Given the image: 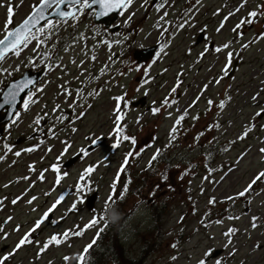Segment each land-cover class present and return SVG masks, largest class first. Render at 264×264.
<instances>
[{
    "label": "rangeland",
    "instance_id": "1",
    "mask_svg": "<svg viewBox=\"0 0 264 264\" xmlns=\"http://www.w3.org/2000/svg\"><path fill=\"white\" fill-rule=\"evenodd\" d=\"M39 1L11 0L15 6L14 24L24 19ZM227 1L229 4L232 0H202L199 6L201 10L209 7L208 26L204 31L209 33V42L212 41L209 45L219 46L229 39L232 40L234 34L231 29L236 22L242 16H246L248 11L255 9L258 4H264V0H248L246 8L233 16L221 32L217 33L216 29L220 24L221 15L218 18L215 17L212 25H210L211 18L218 8L227 4ZM0 3L7 4L9 0H0ZM142 3L143 0H135L130 11L126 12L123 17L120 16L117 24L131 29V32L121 31L122 36L128 35V40L123 44L113 43L111 50L99 42L115 41L121 39L122 36L110 35L104 32L102 27L94 25L91 12L80 18L77 27H61L50 43L56 44L61 58L56 60V63L64 67L54 68L50 72L45 71L37 85L43 88V92L38 93L37 103L31 105L27 112L21 110V120L17 126L11 128L7 126L3 138L14 146V151L32 146H37V150L23 153L20 157L9 154L5 161L0 162V199L4 200V206L0 207V223H3L9 216L14 218L6 226V231L11 235L7 240H0V254L11 251L20 237L33 227L35 221L43 216L61 194L65 195L66 199L51 214V219L58 220L59 223L53 225L45 222L34 234V239L43 242L55 233L62 234L69 229L72 232L84 229L82 235H71L66 242L58 247H50L38 259L35 257L38 247L28 246L11 259V264H66L65 256L70 257L67 264H77L76 257L81 254L85 246L92 243L97 237L98 229L103 227L102 224H98L97 227L85 229V226L94 218L103 216L111 206L105 209V202L110 194L118 196L126 182L130 183L129 191L124 193L125 198L121 202L122 207H125V220H123L116 241L119 242V247L128 258L141 259V264H197L198 259L202 258V254L210 246L215 250H221L220 256L228 258L231 249L224 248L223 233L228 228L235 227L239 230L234 237L235 248L239 251L234 259L227 260V264H242V262L243 264H264V251H253L255 243L259 242L264 245V227L257 230L250 227L253 216L260 217L258 223L264 224V192L260 191L264 189V182L259 183L256 191L247 199L226 200L227 197L235 196L244 190L258 172L264 171V155L259 151L264 148V130L260 127L264 125V119L257 120L256 127L250 135L243 141L237 140L231 145L230 151L219 150L228 141L236 140L250 121L255 119L254 114L258 109L251 97L264 88V40L258 41L248 50L243 51L242 58L235 64L234 79L226 78L218 85L214 83L211 85L198 101L197 106L190 110L191 115L199 113L200 119L195 122L194 127V122L190 118L186 119L183 127L189 131L186 135H182L174 145L169 146V130L175 117L196 99L205 84L220 73L226 63V57L223 53L209 52L203 60L196 62L198 55L205 48V44L201 41L202 27L199 23L183 31H176L173 22L176 20L180 7L177 0H170V4L174 6L167 9L169 12L167 20L172 22L176 33L174 38L167 35L162 36L160 30L154 27L159 17L163 15L162 11L158 13L154 9L151 15L143 19L145 8L141 7ZM239 3L240 0H233L230 10ZM229 11L225 10V13ZM130 12H135V16L130 22V27H125L124 20ZM5 19L6 8L0 7V39L3 38ZM244 30L243 42L246 43L257 33L264 32V19L254 24L252 30ZM80 35L87 36V39L74 42V38ZM162 38L171 41L166 49L168 54L162 55L155 64H152L151 68L147 69L153 80L150 85L137 93L136 88L143 79V71L127 72L124 61H128V66L131 67L146 68L151 62L143 65L136 63L132 58V52L148 47ZM70 45L72 47L65 52L64 48ZM33 46L34 42L19 58L9 56L3 66L5 68L20 66V71L13 73L11 77L0 76V87L22 74L26 69L38 70L43 67V65L32 67L26 64L27 58L33 55ZM232 47L239 49L240 41ZM189 49H191L190 55L188 54ZM112 54H120L114 63L109 60ZM92 55H95V61L91 60ZM73 60L75 63L71 62ZM81 61H84L82 66ZM109 64L110 67L105 68ZM102 69L105 71L103 75H100ZM180 72L184 75L182 86L176 94L179 100V111H176L177 106H174L173 109L162 111L161 114L152 115L150 108L159 106L160 102L169 96L171 88L176 83L177 74ZM119 73L127 74L121 76ZM62 86L72 90L73 94L76 89H83L86 100L82 106L76 107L75 114L84 112L85 115L68 128L58 131L57 138H52L47 135V127L55 118L54 106L59 104L63 113L73 115L69 105L74 102L75 96L64 95ZM93 89H102V91L95 97L87 96ZM145 90L148 91V95L145 96V106L141 108L130 106L126 110L127 116L124 121L126 134L135 136L138 140L135 149L138 151L145 148V151L136 159L131 160L113 190V182L118 177L125 155L133 148L128 142H123L117 149L111 148V144L116 140L115 132L112 131L115 124L114 109L116 107L113 97L126 93L131 105V102L144 96ZM228 96L231 97L230 102L226 99ZM209 98L217 103L222 98L226 100V108L220 116L216 115L215 107L206 114ZM88 103H91V108L87 107ZM261 103H264V92H261ZM168 111L173 112L172 118L168 117ZM43 113L49 114L47 123L42 121L41 126L30 127L34 118ZM138 117L142 118L140 125L136 123ZM216 119H219L223 127L219 131L210 132L203 138L200 142L201 146L190 148L189 145L195 134L203 131ZM40 127L44 128L43 132L40 131ZM56 127L61 126L57 124ZM70 127L78 130L73 133ZM31 134H34L33 138H29ZM213 136L218 138V143L210 145L207 141ZM86 137L101 138L102 143L98 149L89 152L87 157L78 158L79 149H87L90 146V141ZM153 137L156 138L154 142H152ZM18 138L20 140L25 138L26 141L15 145L14 142H18L16 141ZM41 140L44 141L43 144L39 143ZM65 140L71 142L72 148L61 157L64 147L62 141ZM49 148L52 150L48 151ZM157 149H162L163 155L159 162L149 169V161ZM209 149L212 151L213 158L207 161L204 157ZM242 153L244 155L238 161L237 158ZM0 154L3 153L0 152ZM70 159L74 161L68 165ZM30 165L34 166V171L29 170ZM53 165L61 168L59 175L62 179L59 185L55 183L57 173L52 171ZM90 165L97 166V170L88 181L92 187V193L88 195L86 202L78 204L77 211L68 212L72 203L77 200L74 186L83 170ZM177 165L179 167H176ZM209 165L217 169L212 176L215 183L203 179L207 175L206 167ZM190 166L191 174L185 176L183 180L178 179L183 170ZM229 166H232L234 170L224 175ZM165 169L168 170L169 179L166 184H161L160 174ZM42 172L45 177L43 181L38 179ZM64 172L68 175L63 176ZM25 176L29 179H19ZM222 176L223 179H221ZM142 182H144L143 186L137 191V183ZM6 184L9 187H5ZM157 184H160V190L155 196H150V191ZM169 184L172 190H169ZM22 194L23 199L13 206L11 201ZM32 196L38 199L32 205H28L27 200ZM210 197L215 198L214 205H209ZM249 199L251 203H248ZM121 212L124 215L123 209ZM230 215L240 218L229 220ZM206 216L212 221L207 228L201 224L202 218ZM181 217H183L182 221ZM217 219L223 220V223L215 224ZM17 224L22 226L21 231H12ZM104 232L106 231H103L101 236L99 235L100 238L92 250L98 249V244L105 235ZM109 238L111 236H107L105 240ZM173 243L178 245L176 249L171 246ZM173 256L178 259L173 261L171 259Z\"/></svg>",
    "mask_w": 264,
    "mask_h": 264
},
{
    "label": "snow or ice",
    "instance_id": "2",
    "mask_svg": "<svg viewBox=\"0 0 264 264\" xmlns=\"http://www.w3.org/2000/svg\"><path fill=\"white\" fill-rule=\"evenodd\" d=\"M135 0H40L38 5H34L32 7L31 12L26 16V18L17 26L14 24V15H15V6L9 0V3L4 4L0 3V7L6 8V19L3 25L4 32L3 38L0 39V76H8L11 77L13 73L20 71V66L9 67L5 68L3 65L6 63L9 56H14L19 58L21 54L29 48L30 45L32 47V56H29L26 60V64L37 67L39 65H43V69L46 72L52 71L54 68H63L62 64L56 63V60L61 59L56 49V44L50 43L53 37L56 36L59 29L65 26H71L73 28L77 27L80 22V18L89 13V10H92L91 15L99 18L108 16L112 12H116L119 16L123 17L126 12H129L130 9L133 7ZM189 7L185 9L184 13L180 17V22L175 24V29L183 31L186 28L193 27V19L194 15L198 12L199 6L202 4V0H188ZM248 4V0H240V3L232 10H230L226 15L223 16V19L220 21L219 26L216 29L217 33H220L221 30L226 26L228 21L235 15L239 14L244 8H246ZM94 6H98L99 11H96ZM151 6L154 7L155 10L159 12H163V15L159 17L156 24L154 25L155 28L160 30L162 36H172L174 38L175 31L172 27V22L167 20L169 16L168 7L174 6L170 4V0H156L155 3L152 0H143L141 4L142 8H147ZM224 7H227L225 5ZM222 9L218 8L213 15H221ZM135 16V12H130L127 15V18L124 20V26L130 27V22L132 21L133 17ZM261 19H264V4H258L255 9L250 10L247 12L246 16H242L239 21L233 26L231 31L234 34V38L225 42L222 45H209L207 39H205V48L204 50L198 55L197 63L203 60L209 52H213L215 54H225L226 63L224 67L221 69L220 73L214 77L211 81L203 86V88L198 93L196 99L178 116L175 117L172 127L169 130V146L174 145L182 135H186L189 129L183 127V122L190 118L195 126V122L200 119V114L197 113L196 115H191V108L197 106L198 101L202 98V96L207 92V90L214 84H220L224 79H234L233 72L235 71V64L234 58L239 60L242 58L243 51L248 50L252 45L256 44L260 40H264V32L258 33L254 38L249 40L248 42H243L244 36V29L251 27L252 25L258 23ZM202 32L206 31V28L201 29ZM115 35L117 37H121L122 34L120 32H116ZM87 36L80 35L74 38V42H79L82 40H86ZM128 40V35H123L121 39H117L115 41H100L99 43L105 44L109 50H111L113 43L114 44H123L125 41ZM237 41H240L239 49H234L232 47ZM171 41L165 39L163 42L159 43L158 51L155 53V58L152 60L150 64L146 66V68L141 69L140 67H131L128 66L129 62L124 61L125 65L127 66V72L132 71H143V79L141 83L137 86L136 92L139 93L141 89H144L146 86L150 85L153 78L150 76V73L147 69L151 68L152 64H155L157 60L163 55L166 56L168 53L166 49L169 47ZM72 47H65L64 51H69V48ZM189 55L191 54V49H189ZM116 54H112L109 57L111 63H114L113 57ZM39 57V60H37ZM95 55L91 56V60L95 61ZM75 63V61H71ZM84 61H81V66L83 65ZM110 67L106 65L105 68ZM105 69L101 70L100 75L104 74ZM166 71V70H165ZM83 75V72L81 73ZM121 76L126 75L127 73H119ZM184 73L180 72L177 74V80L175 85L171 88L170 94L168 97H165L159 104V106H153L150 108V112L152 115L161 114L162 111L173 109L174 106L176 107V111L178 109V96L176 95L178 89L182 86ZM97 79L99 77H96ZM31 86V90L28 91L27 96L23 99L22 104L18 100L20 93H22L26 88ZM102 89H93L91 92L87 94L89 97H95L99 95ZM43 88L36 86L35 79H26L23 82H14L10 81L7 85L6 89L4 87H0V109H8V116H9V125L8 127L11 128L12 126H17L21 120V110L27 112L30 109L31 105L37 103L38 93H42ZM62 92L64 95L68 97L75 96L74 102L69 105L71 109L70 114H65L61 110V106L59 104L54 106L53 114L55 118L51 125L47 127V135L52 138H57V132L62 131L65 128H68L70 125H73L76 120L82 119L85 115L84 112H80L79 114L76 113V107L82 106L86 100L84 95L83 89H76L75 93L73 91L62 86ZM261 92H264V88L260 89L256 93H254L251 97L254 105L257 107V111L254 114L255 119L250 121L249 125L243 130V132L237 137L236 140L228 141L225 145L221 146L219 149L222 152L230 151L231 145L235 144L237 140L243 141L245 140L250 133L256 127V121L259 119H264V103H261ZM144 96L148 95V91H144ZM227 101H231V97L228 96ZM113 100L116 101V107L114 109V116H115V135L116 140L115 143L111 144L112 149H117L123 142L130 143L133 148L129 150V152L125 155L124 161L121 165L120 171H126L127 166L130 164L131 160L136 159L139 157L144 151L145 148H141L138 151L135 149V146L138 143V140L135 136H130L126 134V124L124 121L126 120L127 116V109L130 108V101L126 97V93L120 96L113 97ZM123 102V104H121ZM155 105V102H153ZM21 104V108L18 109L17 105ZM207 112L212 111L215 107L217 109L216 115L220 116L222 111L226 108V100L222 98L218 103L213 101L211 98L207 100ZM88 108H91V103H88ZM48 113H43L42 115H38L34 118L32 126H41L42 121L47 123ZM173 112L168 111V117L172 118ZM142 121L141 117H138L136 120L137 125H140ZM59 124L61 127L57 128L56 125ZM223 125L220 123L219 119L214 120L210 123L203 131L197 132L192 139V143L189 145L190 148H195L197 146H201L200 142L203 138H205L210 132L219 131ZM261 130H264V125H261ZM78 129L75 127H70L71 132H76ZM40 131L43 132L44 128L40 127ZM87 140L90 141V147L95 150L98 149V141L99 139H92L91 137H86ZM156 138L153 137V141ZM43 140L39 143L43 144ZM210 145L218 143V138L213 136L211 139L207 141ZM64 147L61 152V157L69 152L72 148L71 142L65 140L62 141ZM151 144V142H150ZM150 144L148 146H150ZM147 147V146H146ZM37 150V146L28 147L22 150L14 151V146L7 143L5 138H0V162H3L7 159L8 155L11 154L15 157H20L23 153H31ZM52 149L49 148L48 151ZM260 153L264 155V148L259 149ZM89 150L86 148L79 149L77 154L78 158L87 157L89 155ZM163 155L162 149H157L155 153L152 155L148 168L152 169L155 163H158L161 156ZM243 153L240 157L237 158L239 161L243 157ZM205 160L210 161L212 157V151L209 149L205 153ZM60 158L58 157V160ZM15 161H13L14 163ZM176 167H179L178 165ZM190 167L185 168L183 172L180 174L178 179L183 180L185 176L191 174ZM30 171H34V166H29ZM97 170V166L90 165L83 170L81 175L79 176V180L74 186V194L77 197L70 208L67 210L68 212H74L78 210V204L84 203L87 200L89 194L92 193V187L88 184V181L91 178V175ZM222 170V169H221ZM234 169L232 166L228 167V170L224 175L232 172ZM52 171L57 173L56 176V185L61 183L62 176L59 175L61 172V168L58 165L52 166ZM217 171V169L212 168L210 165L206 167L207 175L203 178L205 181L215 183L216 181L212 180V176ZM68 173L64 172L63 176H67ZM119 175V173H118ZM224 177L222 176L221 179ZM23 180H28L29 177L25 176L23 178H19ZM39 180L43 181L45 179L43 172L38 177ZM169 179L168 170L165 169L163 173L160 174V182L161 184H166ZM264 182V171L258 172L251 182L244 188V190L238 192L235 196L227 197L226 200L228 201H235L241 198H249L253 192L256 191V186L259 183ZM5 187H9L8 184ZM113 190H115L116 185L115 183L112 185ZM169 190H172V186L168 185ZM160 190V184L154 186L153 190L150 191V196H155L156 193ZM27 191V190H26ZM128 191V183L126 182L124 185L123 190L120 192L118 196H113L110 194L108 200L105 202V209L112 204H118L124 200V193ZM261 192H264V189H260ZM48 195V193H45ZM6 199V198H5ZM23 199V194L20 197H17L11 201L13 206L17 205ZM38 198L36 196H32L30 199L27 200L28 205H32L34 201ZM66 199L65 195L61 194L55 202L47 209V211L37 219L32 228H30L23 236L20 237L18 242L15 244L14 248L11 251L5 252L0 254V264H11V259L18 255L20 251L24 250L28 246H37L38 250L35 253V257L41 258L43 254H45L50 247L52 246H60L62 243L66 242L68 239L71 238V235L80 236L82 235L84 229L77 230L72 232V230H65L62 234L55 233L52 234L47 240L40 242L34 239V234L37 233V230L41 228L45 222L50 224L56 225L59 223L58 220L51 219V214L57 210L58 206L62 204ZM216 200L214 197L209 198V205H214ZM248 203H251L250 199ZM4 206V200L0 199V207ZM35 211V209H33ZM239 216H229V220H237ZM13 217L9 216L3 223H0V240H7L11 235L8 231H6V226L13 221ZM63 219V218H61ZM183 217H181V221ZM260 217L253 216L251 217L250 227L253 230H257L258 228L264 227V224L258 223ZM103 223V227H100L97 231V237L102 233L105 228L107 227V221L105 216H100L99 218H94L92 221L89 222L88 225L85 226V229L97 227L98 224ZM212 223L208 217L202 218L201 224L203 227L207 228ZM223 220L217 219L215 224H222ZM22 226L17 224L12 231L20 232ZM239 230L235 227L228 228L224 233L223 236L225 237L224 248L231 249L228 253V258H224L219 255V253L213 249L211 246L204 251L202 254V258L198 259L197 264H227L228 259H234L237 255L239 249L235 248V239L234 237L238 234ZM250 238V237H249ZM96 243V239L94 238L92 243L85 246L83 253L79 254L76 257L77 264H90V262L86 259V255H90V249ZM174 249L178 247L176 243L171 245ZM253 251H264V245L257 242L253 245ZM70 257L65 256L64 261L67 264V261ZM173 261H176L178 257L173 256L171 257ZM243 264V262H242Z\"/></svg>",
    "mask_w": 264,
    "mask_h": 264
},
{
    "label": "trees",
    "instance_id": "3",
    "mask_svg": "<svg viewBox=\"0 0 264 264\" xmlns=\"http://www.w3.org/2000/svg\"><path fill=\"white\" fill-rule=\"evenodd\" d=\"M143 184L144 182L137 183V191L141 189ZM129 185L130 183H128V191H129ZM121 209H123L124 215L123 212H121ZM103 216L106 217V221L108 224L104 230L106 231L104 232L105 235L102 237L100 243L98 244V249L97 250H92L93 248L90 249V255H86V259L90 262V264H106L108 262L114 264H141V259L135 260L132 258H128L125 252H123L119 247L118 244L119 242L116 241L117 236L119 234V230L123 225L122 224L123 220H125V207H122L121 202L118 204H112L103 214ZM114 234H116V237H114ZM100 236L98 237L97 241L99 240ZM107 236H111V238L105 240ZM104 240H105V244L103 243Z\"/></svg>",
    "mask_w": 264,
    "mask_h": 264
},
{
    "label": "water",
    "instance_id": "4",
    "mask_svg": "<svg viewBox=\"0 0 264 264\" xmlns=\"http://www.w3.org/2000/svg\"><path fill=\"white\" fill-rule=\"evenodd\" d=\"M156 0H153V2H155ZM95 8H97V11H99L98 6H94ZM117 13L116 12H112L110 13L108 16H104V17H95L93 19V22L95 24H103L106 28L112 24L116 18H117ZM118 29V27H113L111 29V32H114ZM155 47H149V48H145V49H141L139 51L134 52L133 56L137 59V61H143L146 59H149L153 56ZM42 74V71H38L33 73L31 70H26L24 72V74H22L20 77H18L17 79H14L12 81L14 82H23L26 79H35L36 83L39 80L40 76ZM9 84V83H8ZM7 84V85H8ZM7 85L4 87L6 89ZM31 90V86L29 88H26L22 93H20V96L18 97V100L22 103L23 98L25 97V95L28 93V91ZM2 102V101H0ZM144 98L138 100L137 102L133 103L134 106L140 105V106H144ZM20 106V104L17 105V108ZM9 122V116H8V109H0V137L2 136L3 130L5 128V125ZM22 140H18V142H20ZM102 143L101 140L98 141V145ZM89 151L93 150L91 147L88 148ZM73 160H71L68 165L72 162ZM219 254L221 253L220 250L217 251Z\"/></svg>",
    "mask_w": 264,
    "mask_h": 264
},
{
    "label": "flooded vegetation",
    "instance_id": "5",
    "mask_svg": "<svg viewBox=\"0 0 264 264\" xmlns=\"http://www.w3.org/2000/svg\"><path fill=\"white\" fill-rule=\"evenodd\" d=\"M177 2L180 4V7L178 9V14L176 17L175 24L180 22L181 15L184 13L185 9H187L189 7V3L187 0H177ZM226 5H227L226 10L229 11L232 5L230 3L228 4V1H227ZM154 9H155L154 7L150 6L147 10H145L143 19H145L151 13V11ZM208 11H209V7H207L206 9H202V10L198 9V12L194 15V19L192 21L193 25L196 26L197 24L200 23V26L202 27L201 29L206 28V30H207V26H208L207 12ZM227 13H225V10H223L220 17L223 19V16L226 15ZM215 17L218 18L219 15L212 16L210 25H212L214 23ZM250 28L251 29H249V30H252L253 25ZM211 32H213V31H211ZM244 33H245V31H244ZM205 37L207 38V36H205ZM202 41H205L204 36H202ZM161 42H163V41L159 40V42H154V44L158 46L159 43H161ZM157 51H158V49H157Z\"/></svg>",
    "mask_w": 264,
    "mask_h": 264
}]
</instances>
